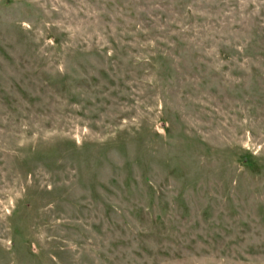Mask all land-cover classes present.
<instances>
[{"label": "rangeland", "instance_id": "rangeland-1", "mask_svg": "<svg viewBox=\"0 0 264 264\" xmlns=\"http://www.w3.org/2000/svg\"><path fill=\"white\" fill-rule=\"evenodd\" d=\"M0 264H264V0H0Z\"/></svg>", "mask_w": 264, "mask_h": 264}]
</instances>
